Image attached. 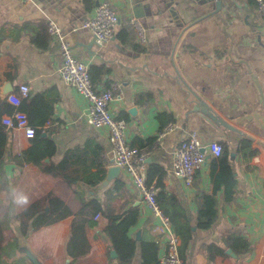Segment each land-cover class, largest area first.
<instances>
[{
	"label": "crops",
	"instance_id": "crops-1",
	"mask_svg": "<svg viewBox=\"0 0 264 264\" xmlns=\"http://www.w3.org/2000/svg\"><path fill=\"white\" fill-rule=\"evenodd\" d=\"M101 1L34 0L26 4L0 0V94L5 83L11 82L12 91L17 93L20 84L28 86V101L42 95L37 106L52 112L48 119L52 123L46 130L57 146L46 161L59 163L68 152L85 150V160L75 162L72 169L79 165L80 172L88 170V174L102 164L106 174L101 183L90 186L82 179L77 181L84 196L96 197L110 213L120 211L126 201L127 207L138 206L139 219L129 229V236L137 240L131 264H143V239L156 240L159 258L167 241V234L158 228L159 218L125 169L106 165L104 159L102 162L101 155L111 154L109 129L87 122V99L59 73L61 48L45 30L48 19H54L66 31L76 58L90 68L107 69L97 83L98 90L110 81L121 83V97L110 109L127 121L130 144L153 145L163 126L169 121L176 123L175 129L157 142L148 163L163 166L165 190L179 198L193 225L186 264H264V17L256 0H107L119 11L122 24L114 38L100 47L82 24ZM131 16L144 23L145 42L130 25ZM40 32L49 36L46 47L32 40ZM8 107V102L0 101V116ZM192 133L203 145L218 141L228 147L239 183L230 202L225 200L224 190L219 191L218 218L208 229L196 226V197L213 189L211 158L199 169L192 185L173 172V151ZM244 137L251 138L252 146L258 149L251 158L238 151ZM9 145L12 155H18L31 145V139L22 129L11 128ZM26 175L34 177L41 191L32 199L55 189L67 201L72 199L75 210L78 207L77 198L61 176L42 172L31 163L19 165L9 160L6 175L0 177V184L2 179L5 184L3 188L0 185V194L7 196L12 236L18 238L19 254L13 258L27 254L43 264H69L67 240L74 215L26 235L19 231L15 219L19 208L10 202L8 190L10 186L20 190ZM115 179L123 180L126 190L107 201V189ZM97 215L95 225L86 227L92 250L76 264H120L118 252L105 233L111 219L103 213ZM231 229L239 230L251 242L250 253L240 255L227 247L223 235ZM210 245L226 248L227 255L216 254L211 260Z\"/></svg>",
	"mask_w": 264,
	"mask_h": 264
},
{
	"label": "trees",
	"instance_id": "trees-1",
	"mask_svg": "<svg viewBox=\"0 0 264 264\" xmlns=\"http://www.w3.org/2000/svg\"><path fill=\"white\" fill-rule=\"evenodd\" d=\"M45 30L47 33V27ZM48 37L47 34L44 35L40 32L32 40L35 45L46 47ZM1 53L2 50L0 47V55ZM106 70L101 66H92L90 68L91 79L95 88ZM41 100L42 95L40 94L35 95L30 101H28V97L22 98L20 109L27 112L29 121L35 127L36 133L31 138V145L21 154L12 155L9 145L11 128L5 126L0 119V177L6 175V165L9 160H14L19 165L31 163L37 166L42 172L51 173L54 176H61L65 181V186L71 189L73 196L77 198L78 207L75 210L72 207V199L71 201H67L64 196H61L55 189H52L40 197L30 199V203L26 207L19 208L16 212L15 219L19 222L20 233L26 235L30 230L36 231L44 226L51 225L74 215L73 223L69 229L67 252L71 258L69 264H76L81 259L87 257L92 250L87 236V225H95V216L98 213H103L111 219L105 228V233L111 239L113 247L118 252L119 263L131 264L137 250V240L129 236V229L139 219L138 206L131 205L127 207L126 201L122 204V207L119 209L120 211L110 213L96 197L87 199L84 196V188L77 181L82 179L86 184L96 186L104 180L106 174V169L102 164L96 172H90L88 174V170L80 172L79 165L72 169V165L75 162L81 164L85 160V150L70 151L59 163L46 161V158H52L57 146L55 141L48 135L47 130L42 129L43 124L50 118L52 112L40 109L37 106V103H41ZM14 110L15 106L9 105L8 112L11 113ZM35 112L40 113L42 116L36 115ZM39 117L40 119H38ZM153 142L151 141L149 144ZM238 151L245 158H251L258 153V149L252 146V139L248 137L243 138ZM199 172V170L196 172L195 178ZM165 175L166 172L163 166L155 162L148 163L147 180L149 183H155L159 189L157 195L158 202L164 213L169 217L175 233L181 238L180 253L184 258L186 257L187 249L192 240L193 225L179 198L165 190ZM210 175L213 184L212 191H201L197 193L196 197L198 203L196 226L203 229L210 228L218 218L219 201L217 196L219 191L221 189L224 190V196L227 202L232 201L238 193L239 183L227 146L224 147L221 156L211 158ZM0 185H5L3 179ZM125 190L123 180L115 179L107 189V201L112 200L114 196L119 197ZM6 216L9 215L6 213ZM223 237L227 247H231L233 251L240 255L248 254L253 250L251 242L239 230H227ZM5 241L6 234L0 225V264H3L4 254H9L12 257L11 255L19 249L18 238L16 236H13L7 242ZM7 249L9 250L7 251ZM141 249L143 264H158L159 246L156 240L150 241L143 239ZM209 250L211 253L209 258L211 260L214 259L216 254L227 255L226 248L221 246L210 245ZM25 260H29L31 264H34L27 254L23 257L13 258L9 263L7 261V264H22Z\"/></svg>",
	"mask_w": 264,
	"mask_h": 264
},
{
	"label": "built area",
	"instance_id": "built-area-1",
	"mask_svg": "<svg viewBox=\"0 0 264 264\" xmlns=\"http://www.w3.org/2000/svg\"><path fill=\"white\" fill-rule=\"evenodd\" d=\"M24 3H32L34 0H22ZM258 11L264 17V0H256ZM130 25L135 30L141 42L147 40V29L140 18L130 17ZM122 18L119 11L111 2L101 1L93 13L82 24L83 28L88 29L97 44L102 47L111 41L116 35ZM47 31L52 39L59 42L62 55V66L59 73L64 82L74 87L88 101L85 118L87 122L95 127H107L109 129V139L111 143V154L104 155L106 165L114 164L125 169L132 178V181L139 189L143 200L159 218L158 228L167 234V241L161 251L158 264H186L181 256V238L175 233L169 217L161 208L157 195L158 187L155 183L147 180L148 160L152 150L157 147V142L165 135L175 129L176 123L169 121L163 126L157 136V141L153 145L142 147L132 145L127 138V121L124 118L113 115L110 105L121 97V83L110 81L106 87L98 90L93 86L90 66L87 62L79 60L73 54V46L66 31L63 30L54 19L47 21ZM29 95V88L26 84H20L19 93L11 91L6 96V102L14 105L15 110L11 113L5 112L0 116L2 123L8 128H20L25 132L29 139L36 133L35 127L30 124L28 115L20 109L22 98ZM52 121L48 120L43 130H46ZM31 132V135L29 133ZM224 146L218 141H212L203 145L197 134L192 133L187 140L182 142L173 151V172L180 177L186 185H192L196 172L212 157H219L223 154ZM95 216V218H97ZM73 221H71L72 225Z\"/></svg>",
	"mask_w": 264,
	"mask_h": 264
},
{
	"label": "rangeland",
	"instance_id": "rangeland-1",
	"mask_svg": "<svg viewBox=\"0 0 264 264\" xmlns=\"http://www.w3.org/2000/svg\"><path fill=\"white\" fill-rule=\"evenodd\" d=\"M1 187H4V185H1ZM21 191H23L24 193H26L29 196V199H32L35 194H39L41 191L38 190V188L36 187V184L34 182V177H30L29 175H26L24 177V181L22 183V186L20 188ZM0 225L1 228L4 230L5 234H6V241H9L10 238H12V231L11 229H13L11 227V222H10V218L9 216H6L7 213V196L6 194L1 193L0 194ZM65 234L68 235V232L65 231ZM9 249H7L8 251ZM19 250L15 251V253L13 255H11L12 257L9 256V254H4L3 255V264H7L10 262V259H12L14 256H17L19 254L18 252ZM22 264H31V262L29 260H26L25 262H23Z\"/></svg>",
	"mask_w": 264,
	"mask_h": 264
},
{
	"label": "clouds",
	"instance_id": "clouds-1",
	"mask_svg": "<svg viewBox=\"0 0 264 264\" xmlns=\"http://www.w3.org/2000/svg\"><path fill=\"white\" fill-rule=\"evenodd\" d=\"M29 135H31V132L29 133ZM8 198L10 202L18 208L26 207L30 203L29 196L13 186L9 187Z\"/></svg>",
	"mask_w": 264,
	"mask_h": 264
},
{
	"label": "water",
	"instance_id": "water-1",
	"mask_svg": "<svg viewBox=\"0 0 264 264\" xmlns=\"http://www.w3.org/2000/svg\"><path fill=\"white\" fill-rule=\"evenodd\" d=\"M96 41V40H95ZM13 90V86L11 82L5 83V85L2 87L1 89V94H0V101L2 103L6 102V96L9 92H11ZM118 168H120L119 166H117ZM30 258L32 259L34 264H43L42 262H40L35 256L31 255Z\"/></svg>",
	"mask_w": 264,
	"mask_h": 264
}]
</instances>
